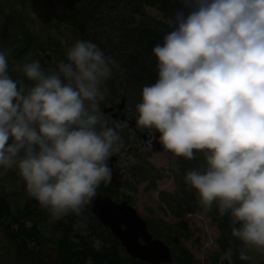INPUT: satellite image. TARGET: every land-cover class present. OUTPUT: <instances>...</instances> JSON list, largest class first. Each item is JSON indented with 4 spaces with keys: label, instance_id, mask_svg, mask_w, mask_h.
<instances>
[{
    "label": "clouds",
    "instance_id": "1",
    "mask_svg": "<svg viewBox=\"0 0 264 264\" xmlns=\"http://www.w3.org/2000/svg\"><path fill=\"white\" fill-rule=\"evenodd\" d=\"M155 45L157 78L142 88L137 126L175 157L196 159L185 183L229 215L231 235L264 253V0H180ZM45 71L0 49V168L15 169L55 221L80 214L110 182L121 137L100 102L119 63L88 40Z\"/></svg>",
    "mask_w": 264,
    "mask_h": 264
},
{
    "label": "trees",
    "instance_id": "2",
    "mask_svg": "<svg viewBox=\"0 0 264 264\" xmlns=\"http://www.w3.org/2000/svg\"><path fill=\"white\" fill-rule=\"evenodd\" d=\"M74 1L76 0L58 1L63 10L59 15L55 10L56 5L53 0H45L49 9L41 11L42 9L38 6L37 14L40 17H46L52 11L54 20L69 24L84 39L97 44L106 55L112 56L119 63L120 68L113 69V77L106 82L109 92L100 104H107L109 101L118 110L124 106L136 111V105L141 101L142 88L154 83L157 78V60L152 50L155 45L163 42V37L173 27L150 15L146 8L151 7L162 12L166 17H174V12L181 7L180 0H77L80 1L78 8L72 5ZM104 23V27H108L111 31L104 29L98 34L95 28L103 26ZM16 40L20 42L19 48H17L18 44L13 48L12 43ZM40 42L38 34L31 32L23 15L13 11L5 15L3 22L0 23V49L11 50L9 73L14 79L22 77L11 70L12 61L23 62L32 47L41 51L45 49ZM117 100L120 102H116ZM107 108L108 106L105 107L103 113ZM137 128L141 135V128L138 126ZM195 155L196 159L191 161L178 157L180 174L177 175L176 189L173 193H163L164 203L176 216H181L185 211L193 209L195 211L201 209L211 214L217 220L222 232L220 239L222 252L231 248L233 264H251V260L239 259L243 245L231 235L229 215L221 216L216 204H213L211 208H206L201 204L196 191L186 185L184 179L186 172L199 168L204 163L200 153H195ZM151 170L146 166H136L134 168L136 172L132 175L139 181H146L151 176ZM21 185L27 193L23 179ZM119 188L116 189L102 182L98 189L116 201L128 200L132 204L130 196L118 197L119 195L115 192H118ZM49 218L48 211L43 209L28 193L24 206L16 211L13 210L8 199L0 194V225L7 230L10 239L17 245L25 240L43 241L44 235L37 227L38 221H45ZM21 219L33 221L34 226L27 228L24 222L21 223ZM94 219L101 229L103 228L102 234L105 236L101 249H96L89 238L80 234H77L76 242L73 241L70 229L68 230L69 226L64 224L60 229L57 228L62 232V237L67 239L59 240L60 250L57 261H48L28 248L20 250V256L16 261L19 264H150L131 257L111 230L99 222L96 216ZM15 225L19 227L14 229ZM148 227L154 237L163 239L170 247L169 238L162 233L157 222L148 221ZM179 248L177 243L175 249L171 248L172 263L161 264H194L190 251L181 248L180 252Z\"/></svg>",
    "mask_w": 264,
    "mask_h": 264
},
{
    "label": "rangeland",
    "instance_id": "3",
    "mask_svg": "<svg viewBox=\"0 0 264 264\" xmlns=\"http://www.w3.org/2000/svg\"><path fill=\"white\" fill-rule=\"evenodd\" d=\"M60 0H53L57 13L62 14ZM74 7L80 5V1H74ZM38 6L41 11H47L49 5L45 0H0V23L9 12H17L23 15L27 26L33 34H38L40 43L43 44L42 51L34 47L29 51L30 60H39L42 68L47 71L55 68L60 61L66 60V49L72 46L77 40H86L78 34V31L67 23H59L54 20L52 11L46 17L37 14ZM108 7V6H107ZM54 10V11H55ZM106 11V10H105ZM104 11V12H105ZM146 11L173 26V17H166L162 12L147 7ZM44 14V12H42ZM96 27L99 31H111L108 27ZM20 39V38H19ZM21 40L23 38L21 37ZM47 41V42H46ZM19 40L13 44V48H19ZM52 46V48H50ZM12 55V54H11ZM12 56L9 57L11 60ZM105 87L108 86L105 84ZM109 92V91H108ZM116 102H120L117 100ZM109 120V126L114 127L121 137V141L114 153L118 157L115 168H120L123 174V185L117 193L122 197L128 195L132 204L139 214L148 221L157 222L162 233L169 238V244L175 249L177 243L180 248H185L192 254L194 264H224L232 260V249L228 248L222 252L221 235L217 220L208 212L198 210H187L181 216L174 215L164 203L163 193H173L176 189L177 175L180 174L178 157L165 150L162 145L160 150L157 147L156 136L158 133L152 129H142L141 135L138 133V114L131 107L124 106L113 112L112 103L100 104V109ZM136 166H146L151 168V176L146 181H139L132 175ZM141 168V167H140ZM22 178L15 169L0 168V194L8 199L14 211L22 208L27 199V193L21 185ZM102 184V183H101ZM101 186V185H100ZM118 188V187H117ZM116 188V189H117ZM95 215L91 209L84 208L80 214H69L59 220L53 221L51 218L45 221H38V228L44 235L43 241L25 240L22 244H15L9 237L7 230L0 225V264H19L16 259L20 256V250L28 248L39 253L44 259L55 262L58 258L59 243L62 237L61 231L57 228L68 225V230L72 234V240L76 242L77 234L86 236L93 243L96 249H101L104 238L101 227L94 219ZM27 228L34 226L33 221L21 219ZM19 225H15L17 229ZM60 240V241H59ZM251 257V264H264V253L253 249L247 250Z\"/></svg>",
    "mask_w": 264,
    "mask_h": 264
},
{
    "label": "water",
    "instance_id": "4",
    "mask_svg": "<svg viewBox=\"0 0 264 264\" xmlns=\"http://www.w3.org/2000/svg\"><path fill=\"white\" fill-rule=\"evenodd\" d=\"M158 140L159 135L156 136L155 150L161 149ZM117 161L118 157L113 152L109 160L112 178L106 183L119 188L122 186L123 174L120 168H115ZM85 208L91 209L99 222L111 230L134 259L150 264L172 263L173 253L169 245L163 239L154 237L149 231L147 219L128 200L116 201L97 189V195ZM224 264L232 263L226 261Z\"/></svg>",
    "mask_w": 264,
    "mask_h": 264
},
{
    "label": "flooded vegetation",
    "instance_id": "5",
    "mask_svg": "<svg viewBox=\"0 0 264 264\" xmlns=\"http://www.w3.org/2000/svg\"><path fill=\"white\" fill-rule=\"evenodd\" d=\"M112 108H114L113 106H111ZM113 112L115 113V114H118V110L116 109V108H114V110H113ZM117 188V187H116ZM87 209H89V208H87ZM90 210V209H89Z\"/></svg>",
    "mask_w": 264,
    "mask_h": 264
}]
</instances>
